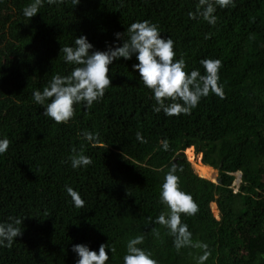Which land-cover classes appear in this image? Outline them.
<instances>
[{
  "label": "trees",
  "instance_id": "obj_1",
  "mask_svg": "<svg viewBox=\"0 0 264 264\" xmlns=\"http://www.w3.org/2000/svg\"><path fill=\"white\" fill-rule=\"evenodd\" d=\"M0 264H264V0H0Z\"/></svg>",
  "mask_w": 264,
  "mask_h": 264
},
{
  "label": "rangeland",
  "instance_id": "obj_2",
  "mask_svg": "<svg viewBox=\"0 0 264 264\" xmlns=\"http://www.w3.org/2000/svg\"><path fill=\"white\" fill-rule=\"evenodd\" d=\"M185 155H186V157H187V160H188V162H190L191 164H192V167H193V169H194V171L197 173V175L199 176V174H198V170H197V166L199 165V164H201V165H203L202 164V162H201V156L200 155H198L197 157H193V160L194 161H190L189 159V156L186 154V152H185ZM199 158V159H198ZM196 163H198V164H196ZM212 176V177H211ZM203 178V177H202ZM205 178V177H204ZM205 179H207V180H210V181H213V182H215L216 181V179H218V171L217 170H215V169H212V174L210 175V178L208 179V178H205ZM239 183H240V181H238V178H236V180H235V182H234V188H235V192L237 191V188H238V186H239ZM213 205H211V208H212V211H213V214L215 215V217H218V210H217V207H216V209H214L213 207H212ZM217 212V213H216ZM217 214V215H216Z\"/></svg>",
  "mask_w": 264,
  "mask_h": 264
},
{
  "label": "bare ground",
  "instance_id": "obj_3",
  "mask_svg": "<svg viewBox=\"0 0 264 264\" xmlns=\"http://www.w3.org/2000/svg\"><path fill=\"white\" fill-rule=\"evenodd\" d=\"M186 154L189 156V160L192 162V161H194L193 160V149L192 148H190V149H188L187 151H186ZM199 157V156H198ZM199 159V158H198ZM196 164H198V163H196ZM197 170H198V174H199V176L200 177H205V178H210V175L212 174V169L210 168V167H206L205 165L203 166V165H201V164H199L198 166H197ZM212 177V176H211ZM213 206V208L214 209H216V205L215 204H212ZM217 213V212H216ZM217 215V214H216Z\"/></svg>",
  "mask_w": 264,
  "mask_h": 264
},
{
  "label": "clouds",
  "instance_id": "obj_4",
  "mask_svg": "<svg viewBox=\"0 0 264 264\" xmlns=\"http://www.w3.org/2000/svg\"><path fill=\"white\" fill-rule=\"evenodd\" d=\"M193 149V156L194 157H197L198 155L195 153V151H194V148H192ZM201 156V158H202V155H200ZM201 162H202V159H201ZM203 164V163H202ZM205 164H203V166H204ZM205 166H208V165H205ZM208 167H210V166H208ZM211 169H213L212 167H210ZM200 177V176H199ZM202 178V177H201ZM235 178H238V181H240L241 182V173H236L235 174ZM217 180V179H216ZM236 180V179H235ZM235 182V181H234ZM214 183H216V181L214 182ZM240 184V183H239ZM232 187H233V190H234V192H235V188H234V183H233V185H232ZM237 191H238V188H237ZM236 191V192H237ZM213 204H215V203H213ZM216 205V204H215ZM217 207V206H216ZM211 210H212V208H211ZM218 210V209H217ZM213 212V211H212ZM219 212V211H218ZM219 214V213H218ZM215 216V215H214ZM215 218H219V215H218V217H215Z\"/></svg>",
  "mask_w": 264,
  "mask_h": 264
},
{
  "label": "water",
  "instance_id": "obj_5",
  "mask_svg": "<svg viewBox=\"0 0 264 264\" xmlns=\"http://www.w3.org/2000/svg\"><path fill=\"white\" fill-rule=\"evenodd\" d=\"M206 167H208V166H206ZM216 183H218V184H219V183H220V180H219V179H217V180H216Z\"/></svg>",
  "mask_w": 264,
  "mask_h": 264
}]
</instances>
